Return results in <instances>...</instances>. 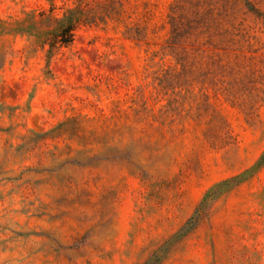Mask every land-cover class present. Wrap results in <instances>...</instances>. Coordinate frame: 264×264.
I'll list each match as a JSON object with an SVG mask.
<instances>
[{"label":"rangeland","instance_id":"1","mask_svg":"<svg viewBox=\"0 0 264 264\" xmlns=\"http://www.w3.org/2000/svg\"><path fill=\"white\" fill-rule=\"evenodd\" d=\"M249 1L0 0V264H264Z\"/></svg>","mask_w":264,"mask_h":264},{"label":"trees","instance_id":"2","mask_svg":"<svg viewBox=\"0 0 264 264\" xmlns=\"http://www.w3.org/2000/svg\"><path fill=\"white\" fill-rule=\"evenodd\" d=\"M247 4L249 5L251 2L249 0H246ZM201 207L198 208L197 214L201 213ZM196 221H197V217H195V220L191 223V225L186 228L185 230L179 232L178 234L174 235V237L172 239H170L169 241L166 242L167 247L163 248V250H161L159 252V255L156 256L155 258H150L147 261H145L143 264H161L162 261L165 258V254L168 251L169 247L180 237L188 234L196 225Z\"/></svg>","mask_w":264,"mask_h":264}]
</instances>
